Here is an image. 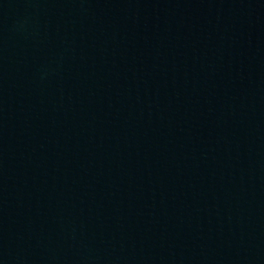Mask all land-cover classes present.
Instances as JSON below:
<instances>
[{
	"label": "water",
	"instance_id": "95a60500",
	"mask_svg": "<svg viewBox=\"0 0 264 264\" xmlns=\"http://www.w3.org/2000/svg\"><path fill=\"white\" fill-rule=\"evenodd\" d=\"M259 0H0V177Z\"/></svg>",
	"mask_w": 264,
	"mask_h": 264
}]
</instances>
